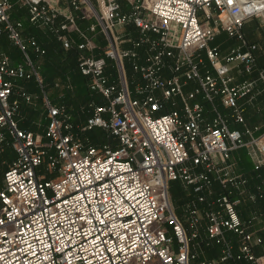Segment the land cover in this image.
Returning a JSON list of instances; mask_svg holds the SVG:
<instances>
[{
  "label": "built area",
  "instance_id": "1",
  "mask_svg": "<svg viewBox=\"0 0 264 264\" xmlns=\"http://www.w3.org/2000/svg\"><path fill=\"white\" fill-rule=\"evenodd\" d=\"M127 1L129 10L101 0L96 11L89 0H0V34L22 55L15 62L0 50V152L14 150L0 181V264H264L255 217L240 211L264 199V132L246 125L241 103L264 85L243 32L246 20H264V0ZM16 6L78 50V70L104 100L83 107L86 121L50 99L32 58L45 48L25 36ZM76 13L95 21L83 30ZM221 32L240 44L223 53L211 44ZM234 70L258 75L238 82ZM24 79L39 89L42 135L17 119L18 97H37L18 85ZM94 128L107 132L102 144L82 138ZM243 147L253 188L231 162ZM171 181L192 190L180 213Z\"/></svg>",
  "mask_w": 264,
  "mask_h": 264
},
{
  "label": "trees",
  "instance_id": "2",
  "mask_svg": "<svg viewBox=\"0 0 264 264\" xmlns=\"http://www.w3.org/2000/svg\"><path fill=\"white\" fill-rule=\"evenodd\" d=\"M77 22L80 26V21L78 19H77ZM30 28H32V30L27 31L26 33H25L26 30L24 31L25 35L26 36L36 35L37 38L39 39L40 44L45 48V51H46L43 56H37L35 53H33L32 58H33L34 63L39 67V71L44 78L45 88H46V91L49 93L50 99L55 104H66L68 106L69 110L71 111L72 115H73V121L75 123H80V122L86 121L87 115L85 114V111H83V107H85L91 100H94L97 103H104V100L100 96V94L93 93L89 90L88 78L86 76L82 75L80 73V71L78 70V53H79L78 50L75 48L67 50L63 47L61 42L56 39V37L45 32L43 29H42L43 32H39L36 29L37 27L33 28V26L30 25ZM0 50L3 51L2 49H0ZM45 59H48V61L49 60H55L56 61V66L60 70L59 71L60 73L58 74L59 77H54L52 80L51 76H47L48 72H50L49 71L50 67L47 66V69L44 67V63H45L44 60ZM257 61H258L259 66L264 67V63H262V61H260L258 59V57H257ZM45 78H46V80H45ZM58 80H61V82L64 83L63 88H62L63 92H59V91L53 92L52 91V89H54L52 86L53 82L55 85ZM66 84L67 85L72 84V86L67 88ZM18 85L21 86L23 90L32 92L33 90L37 89L39 92V89L36 85V82L33 79L32 80H26V79L19 80ZM72 87H75V89L77 91L76 95L78 98L77 102H80V103L76 104V111H77V108H79V106L81 105V109L83 112L82 117L76 116V114L74 113L75 107L74 108L71 107L73 104L72 103V96H71V92L73 90ZM18 99L20 100V109H19V114H20L21 108H23L25 106L26 102L20 96L18 97ZM19 114L17 115V119H18L21 127L26 128V129H30V130L35 128L34 125L32 124L33 120L31 118H29L27 116H24L23 118H19L18 117ZM43 121L45 122V124L47 123L46 117H45V119H43ZM94 129H96V128H94ZM94 129H91V130L85 132L84 134H82V138L87 143H90L93 145H98V144H102L103 142H105L107 139V132L103 131L102 129H100V130L102 131V138L103 139H100V140L94 139L90 135H88V133L90 131H93ZM13 158H14V153L13 154H7L6 149L1 152V154H0V172L4 173V171L7 169L9 163L12 161ZM1 180L2 179L0 178V181ZM254 204H256V203H254ZM178 213H180V212H178Z\"/></svg>",
  "mask_w": 264,
  "mask_h": 264
},
{
  "label": "crops",
  "instance_id": "3",
  "mask_svg": "<svg viewBox=\"0 0 264 264\" xmlns=\"http://www.w3.org/2000/svg\"><path fill=\"white\" fill-rule=\"evenodd\" d=\"M120 3L124 10H129V6L123 1H120ZM77 16L78 20L80 21V27L83 30H86L89 24L95 21L94 18L81 19L78 13ZM127 30L134 34L133 28H127ZM243 32L248 43H255L257 45L256 57H258V59L264 63V26L261 25V30L257 31V29L254 28L251 19H248L244 23ZM254 35L258 42L257 40H254L255 38H251ZM73 36L75 37V34H73ZM96 36L98 38L97 44L100 46L99 43L101 39L104 38V36H102L101 33H98ZM217 39L218 43L212 44ZM211 44L220 46L223 53H228L231 48L239 45L240 42L236 38L229 37L225 32H221L211 41ZM244 49L245 48L243 47V50ZM87 53L100 55L103 52L101 48H97L94 51ZM233 74L236 76V81L238 82L245 80H256L258 75L256 71L252 73L243 72L242 74L236 72L235 70L233 71ZM254 93V98L245 97L243 100H241V103H243L244 107L246 125L250 128L258 127L254 134L259 135L264 132V85L260 81H256ZM231 162L234 164L236 172L250 178V187L253 188V185L257 180V172L254 170L253 161L248 156L246 148L243 147L234 151ZM260 173L264 176V166L261 168ZM240 211L243 218L247 219L255 217L251 229L262 240L261 243L255 246V252L259 257H261L264 263V199L257 202L256 204H252L245 200L240 207Z\"/></svg>",
  "mask_w": 264,
  "mask_h": 264
},
{
  "label": "rangeland",
  "instance_id": "4",
  "mask_svg": "<svg viewBox=\"0 0 264 264\" xmlns=\"http://www.w3.org/2000/svg\"><path fill=\"white\" fill-rule=\"evenodd\" d=\"M91 2V4H93L94 8L96 11H99L100 10V4L99 2L101 0H89ZM120 1H123L126 5L129 6V3L127 0H120ZM87 6V2L85 3H82V7L85 8ZM87 11L88 13L90 14L91 12H93L95 14V11H90L88 8H87ZM77 14V13H76ZM12 17L16 20V21H20L23 23V30L25 31V33L27 31H30L32 30V28H30V23H29V20H28V15H27V12L25 11V9H22V8H19L18 6H16L13 10H12ZM92 18H94V16H92ZM91 18V19H92ZM95 20V18H94ZM250 20V19H249ZM251 21L253 22V26L255 29H257V31L261 30V25L264 26V20L262 18H252ZM261 24V25H260ZM34 28V27H33ZM37 31L39 32H43L41 28H36ZM127 30V28H126ZM117 32H119L120 30L119 29H116ZM24 33V34H25ZM26 36V35H25ZM29 36H34L38 41L39 39L37 38L36 35H29ZM28 36V37H29ZM251 38H255L254 40H257V38L255 37V35ZM98 39V38H97ZM258 42V40H257ZM107 41L106 39L102 38L99 45L103 48L105 47ZM215 43H218V39L215 40L212 44H215ZM0 49H2L3 51H5L8 55H10L12 57V59L15 61V62H18L22 59V56H21V53L18 49V47L16 45H14V43L8 38L7 34L6 33H3V34H0ZM108 63L109 64H112L113 63V60L111 59H107ZM44 67L47 69V66L50 67V72H48L47 76H51L52 80L54 77H59V68L56 66V61L55 60H49L48 59H45L44 60ZM45 77V76H44ZM46 80V78H45ZM57 82H59L58 84H55L54 85V82H53V88L52 91L54 92H63L62 88H63V84L61 82V80H58ZM61 82V83H60ZM72 86V84L70 85V87ZM66 87L69 88L66 84ZM73 90L71 92V96H72V108L75 107L74 109V113L76 114V116H80L82 117L83 116V112H82V109H81V105L79 106V108H77V111H76V104L77 103H80V102H77V91L75 89V87H72ZM51 91V92H52ZM38 90L35 89L31 92V94L33 95H37V97H32L33 98V102L30 103V102H26L25 103V106L23 108H21V112L19 114V118H23L24 116H27L29 118H31L33 121H32V124L34 125L35 128H33L32 130L36 133V134H39V135H42L44 134V131H45V127H46V124L45 122L43 121V119H45L46 117V112H45V109L42 105V102H41V99H40V96L38 95ZM73 116V115H72ZM88 135H90L92 138L94 139H103L102 138V131L99 129V128H96L94 129L93 131H90L88 133ZM6 153L7 154H13L14 153V150L11 148V147H8L6 148ZM1 154V152H0ZM2 176H3V172H0V178L2 179ZM192 193V190L189 189V188H184L182 186V184L180 183V181H171L170 182V195H171V201L173 202L174 206L177 208V211L178 212H181L183 210V206H184V202L186 201V199H188V197H190Z\"/></svg>",
  "mask_w": 264,
  "mask_h": 264
},
{
  "label": "bare ground",
  "instance_id": "5",
  "mask_svg": "<svg viewBox=\"0 0 264 264\" xmlns=\"http://www.w3.org/2000/svg\"><path fill=\"white\" fill-rule=\"evenodd\" d=\"M261 4H262L261 7H264V2H262Z\"/></svg>",
  "mask_w": 264,
  "mask_h": 264
}]
</instances>
